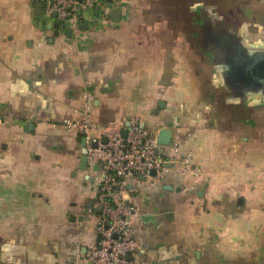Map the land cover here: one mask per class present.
I'll list each match as a JSON object with an SVG mask.
<instances>
[{"label": "crops", "instance_id": "obj_1", "mask_svg": "<svg viewBox=\"0 0 264 264\" xmlns=\"http://www.w3.org/2000/svg\"><path fill=\"white\" fill-rule=\"evenodd\" d=\"M40 1L0 0V264H79L96 238L61 126L84 95L102 127L169 129L201 171L141 189L136 264H264V95L229 91L220 64L227 42L264 49V0H92L72 30Z\"/></svg>", "mask_w": 264, "mask_h": 264}, {"label": "built area", "instance_id": "obj_2", "mask_svg": "<svg viewBox=\"0 0 264 264\" xmlns=\"http://www.w3.org/2000/svg\"><path fill=\"white\" fill-rule=\"evenodd\" d=\"M42 1L44 19L69 30L79 18L78 10L88 12L94 6L92 0ZM74 114V120L61 126L67 133L85 139L87 171L96 184L95 205L99 209L96 238L76 261L136 264L140 244L133 237V223L139 217L137 196L141 189L145 185L158 188L171 172L189 180L200 177L201 171L194 167L191 153L182 152L176 143L159 144V130L145 127L138 117L102 127L88 95L83 96Z\"/></svg>", "mask_w": 264, "mask_h": 264}, {"label": "water", "instance_id": "obj_3", "mask_svg": "<svg viewBox=\"0 0 264 264\" xmlns=\"http://www.w3.org/2000/svg\"><path fill=\"white\" fill-rule=\"evenodd\" d=\"M35 8L36 16L42 18L44 2H38ZM77 14L80 15L81 11L78 10ZM58 26V24H55L53 28L57 30ZM56 35L57 33H55ZM227 44L228 53L225 57H222L220 63L225 86L229 91L238 95H264V49L249 51L238 42H227ZM159 107H162V103ZM171 142L172 132L162 127L158 133V143L168 146ZM81 148L80 169L87 171V148L84 138L81 139ZM167 167H170V165H167ZM152 176H154V173H152ZM141 179L144 180V178Z\"/></svg>", "mask_w": 264, "mask_h": 264}, {"label": "rangeland", "instance_id": "obj_4", "mask_svg": "<svg viewBox=\"0 0 264 264\" xmlns=\"http://www.w3.org/2000/svg\"><path fill=\"white\" fill-rule=\"evenodd\" d=\"M259 37L261 38L262 37V39L264 40V35H259ZM255 39H257L256 37H255ZM248 46H249V43L247 44ZM252 47H258V46H260V48H263L264 47V43H262L261 41H252ZM249 47H251V46H249ZM205 74H207L206 73V71H205Z\"/></svg>", "mask_w": 264, "mask_h": 264}, {"label": "trees", "instance_id": "obj_5", "mask_svg": "<svg viewBox=\"0 0 264 264\" xmlns=\"http://www.w3.org/2000/svg\"><path fill=\"white\" fill-rule=\"evenodd\" d=\"M78 138V137H77Z\"/></svg>", "mask_w": 264, "mask_h": 264}]
</instances>
